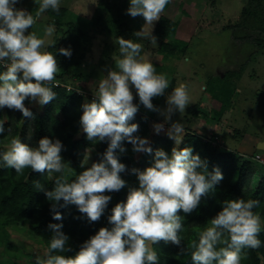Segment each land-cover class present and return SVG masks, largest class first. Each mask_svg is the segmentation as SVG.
Segmentation results:
<instances>
[{"label": "clouds", "instance_id": "clouds-1", "mask_svg": "<svg viewBox=\"0 0 264 264\" xmlns=\"http://www.w3.org/2000/svg\"><path fill=\"white\" fill-rule=\"evenodd\" d=\"M20 3L21 0H0V69H3L0 71V110L5 107L17 110L27 119L33 117V112L25 106V101L42 107L56 99L53 82L60 69L56 54L45 50L46 39L28 30L45 12L59 13L61 0H34L35 15L17 7ZM170 3L171 0H129L126 14L145 21L134 35L158 47L157 37L148 26L160 20ZM55 32V23L44 29L45 37ZM115 43L119 51L118 57L113 56L115 68L99 80L95 99L82 105L79 120L81 131L89 141L107 142L100 162L69 180L72 168L61 155L64 145L59 139L41 138L33 147L17 136L0 150V169H14L17 176H22L25 169L41 174L47 172L49 177L58 174L53 190L39 181L32 185L34 191L43 192L51 202L52 219L63 220L58 208L74 205L89 222H98L112 200L106 193L127 187L121 174L128 169L120 162L116 150L127 152V148L122 147L126 141L133 146L134 153H153L147 138L134 135L139 125L130 123L141 105L164 117V123L153 126L156 134L164 131L165 124L171 125L166 134L176 147L171 154L156 150L153 164L146 170L132 169L138 187L129 190L126 202L111 208L107 217L111 227L101 228L83 242L75 256L62 254L73 251L70 236L62 230L64 225L50 223L51 238L43 254L36 255L34 264H160L153 245L164 241L181 246L185 241L186 217L199 207L202 197L224 180L219 168L209 172L207 161L199 154L194 155L193 148L179 149L186 129L179 121L173 123L172 117L177 112L183 116L191 103L188 86L180 84L172 88L166 97L167 108H156L153 98L165 96L170 88L167 74H157L153 63L144 59L142 44L122 37H117ZM58 51L68 58L73 55L71 48ZM136 97L139 103H134ZM5 123V118L0 119V136L6 131ZM11 130L8 129L9 133ZM87 160L86 155L81 167ZM260 206L258 199L224 200L222 210L210 220V226L199 233L197 241L182 248V254H190L192 264H242L246 249L257 250L264 246L259 238L264 222L254 211Z\"/></svg>", "mask_w": 264, "mask_h": 264}, {"label": "rangeland", "instance_id": "rangeland-1", "mask_svg": "<svg viewBox=\"0 0 264 264\" xmlns=\"http://www.w3.org/2000/svg\"><path fill=\"white\" fill-rule=\"evenodd\" d=\"M183 3L191 12L183 15L182 11L170 16L175 21L180 20V32L191 36L185 53H177L167 62L168 72L173 75L170 88L160 101L158 109L167 108L166 97L172 88L180 84H186L189 89L191 103L183 116L176 113L172 122H181L185 125L186 133L191 132L200 136L204 141H209L212 136L218 140V145L228 152L243 155L244 157L264 158V149L255 143H264V7L259 6L257 19L253 16H244L253 0H176ZM258 5V4H255ZM33 12L37 5L34 0H21L17 5ZM129 0H61V8L58 15L64 10L70 24H77L85 29V38L78 51L77 67L72 69L67 76L58 79L62 87L71 92H76L84 97V103H90L95 99V91L100 79L107 76L109 70L115 68L114 54L118 57L117 37L126 40L132 39L143 45L141 55L151 63L161 62L160 54L163 43L174 44L175 38L167 39L157 37L158 47H152L150 42L138 38L134 34L140 31L145 24L142 17L132 18L126 14ZM56 12L48 11L42 14L33 28L38 37L48 42L46 51L63 40V35L69 28L57 26ZM258 20V21H257ZM148 26V30H154L157 25ZM55 23L56 32L45 37L44 29L47 25ZM155 36V35H154ZM235 72L239 76L232 81L235 94L231 103L226 105L221 119L214 118V112L219 110L215 102L205 90L206 82L210 79H224L227 73ZM135 96V89L133 88ZM136 98L134 99V103ZM36 112H40L43 106L32 104ZM6 108V107H5ZM5 108L2 110L1 119L5 118ZM140 113L151 118V131L148 141L157 137L167 136V129L171 126L165 124L164 131L156 134L154 125L164 123V117L160 112L152 111L140 106ZM195 113V115H194ZM196 113L199 114L196 116ZM257 139V140H256ZM174 143V141H173ZM7 144L3 145V150ZM180 146V145H179ZM257 146V147H256ZM174 147H176L174 143ZM256 148V149H255ZM255 149L256 155L253 154ZM88 160L85 166H89L94 154L87 153ZM68 179H73L71 173ZM260 179L256 175L254 185ZM74 180V179H73ZM2 223V222H1ZM0 228V264H29L28 254L34 259L37 254L42 255L46 248L41 240L36 238L29 230L28 225L15 227L3 226ZM9 244L15 246L9 248ZM21 261V262H20Z\"/></svg>", "mask_w": 264, "mask_h": 264}, {"label": "trees", "instance_id": "trees-1", "mask_svg": "<svg viewBox=\"0 0 264 264\" xmlns=\"http://www.w3.org/2000/svg\"><path fill=\"white\" fill-rule=\"evenodd\" d=\"M252 2L255 3L251 4L250 9L244 13V16H253L256 20L259 7L262 9L264 7V0H253ZM260 5H263V7ZM179 11H182L183 15H189L191 12L183 3L171 0V3L161 14L154 30V35L160 39H167L170 36L175 38L174 44H162L160 50L162 60L153 64L157 74L166 73L170 82L173 81V75L168 72L167 62L174 58L178 52L185 53L189 42L192 40L191 36L189 37L180 32L181 21H175L170 17ZM61 14L63 15L51 13L55 17L57 26L66 25L69 28L63 35L62 42L47 50L54 55L56 54L60 68L56 80L53 82V91L57 94L56 99L43 106L39 113L31 107L32 103L25 101V106L33 112V117L27 119L23 118L22 113L19 111L6 107V131L0 136V150H3L2 146L8 144L12 137L17 136L21 138L22 142L33 147L38 145L41 138L59 139L64 145V151L61 155L67 166L72 168L71 175L75 179L76 175L90 168L93 163L100 162L102 154L107 149V142L94 143L87 139L79 124L82 105L85 102L84 97L56 83L58 79L67 76L72 69L77 67L78 51L85 38L84 27L70 24L72 21L68 19L64 10ZM60 48H71L73 52L71 58L61 55L58 51ZM2 70L0 69V71ZM238 76V73L231 72L227 73L224 79H210L206 82L204 91L215 102V107L220 105L219 110L214 112V118L220 120L226 105L231 103L235 94L232 81L237 79ZM135 102L139 103L138 97H136ZM153 104L160 106V101L157 102L153 98ZM1 115L2 110H0V119ZM198 115L196 113V116ZM150 122L151 118L148 115L138 111L134 120L130 121V123L139 125V130L134 135L147 138L151 131ZM9 128L12 129L11 133L8 131ZM29 136H31V139H29ZM149 144L153 149L151 155L134 153L132 151L133 146L126 141L122 144V147L127 148V152L116 150L120 162L124 163L128 169L126 173L121 174L127 182V187L119 192L106 193L112 196V200L105 215L98 222H89L78 212L77 207L74 205L58 208L63 215V220L52 219L51 202L43 192L34 191L32 185L34 181H39L48 190H53L54 179L58 174L49 177L47 172L41 174L31 169H25L22 176H17L14 169H0V228L2 227L1 224L15 227L28 225L31 233L47 247L52 235L48 225L50 223H62L64 225L62 230L70 236L69 244L73 249L71 252L62 254L75 256L83 242L98 233L101 228L111 227L107 219L108 215L111 214V208L117 203L126 202L129 190L132 187H138L137 176L132 172V169L146 170L152 166L156 150L163 149L171 154L174 148L173 141L165 137L151 139ZM188 147L194 149V155L199 154L202 160L207 161L209 172L219 168L224 175V180L216 185L213 191L202 197L199 207L186 217L185 241L182 242L181 246L178 247L171 242L165 243L164 241L153 245L154 250L157 251L160 257V264H192L190 254H182L181 249L187 248L189 243L198 240L199 233L210 226V220L222 210L221 204L224 200L241 198L260 200L261 206L254 209V211L262 217V222H264V165L256 160L258 156L256 153L255 157L246 158L243 155L223 150L218 145L215 136H212L209 141H204L200 136L191 132L185 134L179 149L182 150ZM89 151L93 152L94 159L89 166L84 165V167H81V163ZM257 174H259L260 179L254 185ZM60 203L63 204V201ZM180 214L184 215L183 212ZM259 238L264 241V230H262ZM9 248L14 249L15 246L9 244ZM245 252L247 255L246 259L242 260V264H264V246L257 250L246 249ZM27 257L29 261L31 260L29 264H34V256L28 254Z\"/></svg>", "mask_w": 264, "mask_h": 264}, {"label": "built area", "instance_id": "built-area-1", "mask_svg": "<svg viewBox=\"0 0 264 264\" xmlns=\"http://www.w3.org/2000/svg\"><path fill=\"white\" fill-rule=\"evenodd\" d=\"M256 160H257L259 163H261V164L264 165V158H262L261 156H257V157H256Z\"/></svg>", "mask_w": 264, "mask_h": 264}, {"label": "crops", "instance_id": "crops-1", "mask_svg": "<svg viewBox=\"0 0 264 264\" xmlns=\"http://www.w3.org/2000/svg\"><path fill=\"white\" fill-rule=\"evenodd\" d=\"M257 140V139H256ZM255 144H257V145H260L261 143H255ZM262 144H264V143H262ZM257 147V146H256ZM256 149V148H255ZM255 149H253L252 151H253V154H255L256 152H255ZM264 149V148H263Z\"/></svg>", "mask_w": 264, "mask_h": 264}, {"label": "water", "instance_id": "water-1", "mask_svg": "<svg viewBox=\"0 0 264 264\" xmlns=\"http://www.w3.org/2000/svg\"><path fill=\"white\" fill-rule=\"evenodd\" d=\"M262 145H264V144H260V148H261V149H263V148H264V147H261Z\"/></svg>", "mask_w": 264, "mask_h": 264}]
</instances>
